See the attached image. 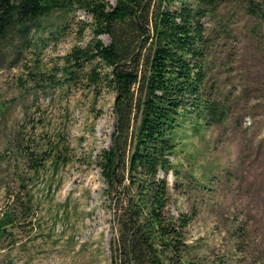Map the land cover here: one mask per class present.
I'll use <instances>...</instances> for the list:
<instances>
[{
    "label": "rangeland",
    "instance_id": "1",
    "mask_svg": "<svg viewBox=\"0 0 264 264\" xmlns=\"http://www.w3.org/2000/svg\"><path fill=\"white\" fill-rule=\"evenodd\" d=\"M91 22L82 9H56L30 48L0 45V218L14 212L0 227V264H112L114 207L96 157L112 145L115 94L62 73L64 56L93 38ZM204 23L205 96L228 117L179 118L172 171L160 174L167 212L192 218L194 264H264V0H221ZM27 141L61 144V162L28 173L15 149Z\"/></svg>",
    "mask_w": 264,
    "mask_h": 264
},
{
    "label": "trees",
    "instance_id": "2",
    "mask_svg": "<svg viewBox=\"0 0 264 264\" xmlns=\"http://www.w3.org/2000/svg\"><path fill=\"white\" fill-rule=\"evenodd\" d=\"M220 2L0 0V45L11 48H30L28 36L41 32L53 10L76 7L91 16L93 38L64 56L62 73L67 83L82 75L79 82L88 88L115 94L112 145L96 157L104 195L114 207L112 264H194L185 239L192 218L167 212L168 184L160 174L172 171L169 158L181 116L191 114L205 126L228 117L225 105L205 96L209 39L204 19L215 15ZM27 144L15 149L36 177L46 163L62 160L61 144ZM13 213L2 214V229L13 224Z\"/></svg>",
    "mask_w": 264,
    "mask_h": 264
}]
</instances>
